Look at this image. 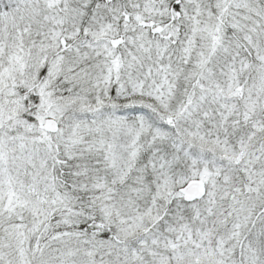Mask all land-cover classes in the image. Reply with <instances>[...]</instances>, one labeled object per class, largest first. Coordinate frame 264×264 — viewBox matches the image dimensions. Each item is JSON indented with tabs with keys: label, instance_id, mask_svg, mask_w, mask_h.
<instances>
[{
	"label": "snow or ice",
	"instance_id": "6c2138e0",
	"mask_svg": "<svg viewBox=\"0 0 264 264\" xmlns=\"http://www.w3.org/2000/svg\"><path fill=\"white\" fill-rule=\"evenodd\" d=\"M0 264H264V0H0Z\"/></svg>",
	"mask_w": 264,
	"mask_h": 264
}]
</instances>
